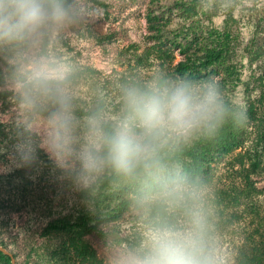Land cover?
Masks as SVG:
<instances>
[{"label": "clouds", "instance_id": "clouds-1", "mask_svg": "<svg viewBox=\"0 0 264 264\" xmlns=\"http://www.w3.org/2000/svg\"><path fill=\"white\" fill-rule=\"evenodd\" d=\"M84 19L83 0H0V48L15 54L19 102L10 163L0 172L32 167L42 150L78 191L94 190L105 176L136 185L142 239L116 264H233L207 191L167 157L194 139L243 128L246 107L214 77L159 69L120 83L118 121L103 106L78 115L77 69L50 43Z\"/></svg>", "mask_w": 264, "mask_h": 264}, {"label": "rangeland", "instance_id": "rangeland-1", "mask_svg": "<svg viewBox=\"0 0 264 264\" xmlns=\"http://www.w3.org/2000/svg\"><path fill=\"white\" fill-rule=\"evenodd\" d=\"M172 1L83 0L86 19L60 31L50 43L58 55L77 69L78 115L82 116L78 112L81 109L103 106L108 119L118 121L119 85L123 80L159 69L169 71V63L174 67L182 58L172 41L161 44L154 38L152 24L156 22L164 25L168 39L180 31L206 50L222 49V60L202 69L193 78L214 77L229 96L245 107L251 100L264 111V0H197L193 13L184 10L192 0H179L181 8L167 9ZM151 10L158 14V19L148 20ZM163 50L168 51L170 59L162 56ZM14 55L10 49L0 48V90L12 91L8 100L0 101V165L10 163L19 112ZM246 128L243 145L223 158L213 159L211 179L202 185L207 191V204L218 238L232 254L233 264L246 236L257 227L264 232V151L260 169L249 173V184L255 190L253 196L240 200L238 205L230 203L234 186L240 190L246 188L248 182L241 174L249 169L245 155L255 146L258 137L256 123ZM192 143L193 140L182 145L178 151L189 148ZM41 153L44 158H39L30 168L0 172V202L10 204L12 199L15 204L13 211L0 205V245L14 254L16 264H49V253L62 237L44 234V226L52 218L92 206L70 181L60 177L47 154L42 150ZM241 155L244 163H240ZM168 162L183 168L181 160L168 159ZM128 185L136 186L129 182ZM222 192L224 199H220ZM137 195L127 194L131 205L117 221H103L98 225L108 232L105 237L93 232L84 235L106 264H116L117 257L136 248L142 239L143 221L134 200ZM237 215L241 218L237 219Z\"/></svg>", "mask_w": 264, "mask_h": 264}, {"label": "trees", "instance_id": "trees-1", "mask_svg": "<svg viewBox=\"0 0 264 264\" xmlns=\"http://www.w3.org/2000/svg\"><path fill=\"white\" fill-rule=\"evenodd\" d=\"M196 1L192 0V4H189L184 10L187 13L195 12L197 9ZM179 4V0H174L170 2V6L167 9L173 6L181 8L182 6ZM151 13L152 15H148L149 21L158 19V14H154L153 10H151ZM152 29L155 30L154 38L158 39L161 44H164L166 40L172 41L171 44L178 47V52L182 54V58L178 59L174 67L169 63V72L171 73L187 75L193 78L202 69L219 63L222 60L223 55L220 54L222 49L215 50V48H209V50H206L199 43L188 40L180 31H178L179 35L173 34L171 35L172 38L168 39L164 34V25L160 22L152 24ZM173 37H176V39ZM177 38L180 39L177 40ZM205 46L207 45L205 44ZM162 56L170 59V54L167 50H163ZM222 79L224 78L222 77ZM251 89L252 87H248V90ZM11 93V90H0V101L5 102L8 100ZM246 109L248 115L246 126L251 123H256L258 137L255 146H252L253 148L246 151L247 154L245 156H247L246 161L249 164V169L241 173L248 183L246 184L245 182L246 188L244 187L241 190L234 186L230 202L232 205H238L240 200H249L253 196L255 190L251 186V183L249 184V173L257 172L260 169L264 151V111H260L259 106L257 107L251 100H248ZM90 111L81 109L78 112L84 115ZM246 126L239 129H227L217 139H194L192 146L177 151L174 153V156H168L167 159L174 161L181 160L184 172L191 178L196 179L202 186L211 179L210 171L212 168V160L215 158H223L235 148L243 145L246 139ZM38 155L39 158H44L41 151ZM241 157L240 163H244V155H241ZM123 183L126 185H123ZM109 192L112 195H109ZM129 192L138 194L137 186H129L127 181L116 176H105L101 179L98 186L94 187V190L88 192L81 191V195L87 201V204L92 206L86 208L80 207L75 213L72 212L52 218L43 228L44 234L61 235L62 237V240H59L50 251L48 263L106 264L99 258L96 250L84 239V235L93 232L101 238L105 237L108 232L100 229L98 225L103 221H117L119 216L131 205L132 201L127 196ZM220 199H224L223 192L221 193ZM10 200L11 205L9 203L6 204L5 202L7 201L4 203L0 202V205L2 208H9L13 211L15 204L12 202V199ZM236 217L239 219L241 215H237ZM124 239L126 241L128 240V238ZM134 243L132 245H135ZM0 255L2 256L0 264H11L8 255L3 254L1 251ZM235 264H264V232L258 227L247 235L238 247Z\"/></svg>", "mask_w": 264, "mask_h": 264}, {"label": "water", "instance_id": "water-1", "mask_svg": "<svg viewBox=\"0 0 264 264\" xmlns=\"http://www.w3.org/2000/svg\"><path fill=\"white\" fill-rule=\"evenodd\" d=\"M0 251L3 253V254H6L10 257V260H11V264H16V258L14 256V254L8 250L6 247L0 245Z\"/></svg>", "mask_w": 264, "mask_h": 264}]
</instances>
